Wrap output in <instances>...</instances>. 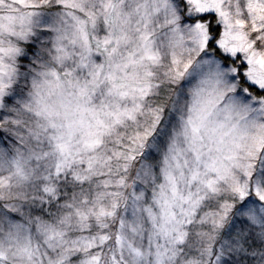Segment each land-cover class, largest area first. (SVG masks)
Returning <instances> with one entry per match:
<instances>
[{
  "label": "snow or ice",
  "instance_id": "snow-or-ice-1",
  "mask_svg": "<svg viewBox=\"0 0 264 264\" xmlns=\"http://www.w3.org/2000/svg\"><path fill=\"white\" fill-rule=\"evenodd\" d=\"M0 264H264V0H0Z\"/></svg>",
  "mask_w": 264,
  "mask_h": 264
},
{
  "label": "clouds",
  "instance_id": "clouds-1",
  "mask_svg": "<svg viewBox=\"0 0 264 264\" xmlns=\"http://www.w3.org/2000/svg\"><path fill=\"white\" fill-rule=\"evenodd\" d=\"M29 68H30V66H28V65L26 64L25 67H24V69L22 70L23 73L27 74V73L29 72ZM30 81H31V76H30V75L28 76V79H27V80L22 79V80L20 81L21 85L24 86V88H25V92H26L27 89L30 87ZM24 119H28V117L25 116ZM148 159H149L148 157H145L144 159H141V158L138 156V157H137V163H136V165L134 166V168H138V167L140 166V164L144 163L145 160H148ZM149 162H153V161H149ZM153 163H154V162H153ZM134 178H135V177H134ZM144 187H145L146 190H147V189H150V187H151V180H150V178H149V180L147 181V183L144 184ZM84 190H85V191L88 190V189H87V186H85V189H84Z\"/></svg>",
  "mask_w": 264,
  "mask_h": 264
}]
</instances>
